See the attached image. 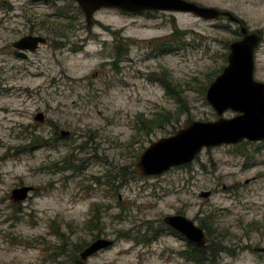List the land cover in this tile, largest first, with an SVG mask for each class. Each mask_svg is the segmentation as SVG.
Segmentation results:
<instances>
[{
    "label": "rangeland",
    "instance_id": "obj_1",
    "mask_svg": "<svg viewBox=\"0 0 264 264\" xmlns=\"http://www.w3.org/2000/svg\"><path fill=\"white\" fill-rule=\"evenodd\" d=\"M194 1L264 32V0ZM30 34L47 41L16 56L13 42ZM242 36L226 17L103 7L88 25L76 0H0V264H187V239L163 220L171 214L211 219L222 245L206 264H264L253 250L264 246V140L134 171L153 141L218 118L206 91ZM21 186L34 190L15 201ZM101 237L114 242L81 260Z\"/></svg>",
    "mask_w": 264,
    "mask_h": 264
},
{
    "label": "water",
    "instance_id": "obj_2",
    "mask_svg": "<svg viewBox=\"0 0 264 264\" xmlns=\"http://www.w3.org/2000/svg\"><path fill=\"white\" fill-rule=\"evenodd\" d=\"M88 25L94 21L95 13L103 7L118 8L124 11L144 10L180 11L194 14L203 19L213 20L227 17L231 22L241 23V18L227 9L207 6L193 0H77ZM241 39L229 43L228 64L216 76L206 91L208 102L215 108L216 120H192L174 134L153 141L139 156L134 171L141 175L161 174L170 168L192 162L203 148L221 144H236L244 140H264V82L256 80L255 49L261 36L258 32H249L241 24ZM47 39L40 35H25L13 43L16 56L27 57L24 51H35ZM237 112L234 117H224L227 110ZM35 119L43 122L45 114L38 112ZM65 134V132H63ZM34 190L32 186H21L12 190L15 201L27 199ZM211 191L202 195L209 196ZM164 222L182 233L186 238L200 246L209 243V237L203 227L183 214H171ZM113 240L105 237L96 239L80 253L82 260L107 248ZM254 251L264 253V246H256Z\"/></svg>",
    "mask_w": 264,
    "mask_h": 264
},
{
    "label": "trees",
    "instance_id": "obj_3",
    "mask_svg": "<svg viewBox=\"0 0 264 264\" xmlns=\"http://www.w3.org/2000/svg\"><path fill=\"white\" fill-rule=\"evenodd\" d=\"M165 82V81H164ZM167 116L161 114L157 118L152 119H146L143 120V124L145 125L146 122L149 124H156L160 125L163 119H165ZM169 117V116H168ZM202 221V227L206 230L207 235L209 236V243L205 246H200L190 240H188L185 236H183L185 239H187L188 245L186 249H183L180 251V254L183 258L186 259V263H192V264H206L207 262H210L214 257L218 255V251L222 245L221 242L215 243V240L219 237L216 235V230L213 228L212 221L209 217L201 219ZM171 230L174 233H178L177 230L172 229ZM180 233V232H179ZM78 263V261H76Z\"/></svg>",
    "mask_w": 264,
    "mask_h": 264
},
{
    "label": "flooded vegetation",
    "instance_id": "obj_4",
    "mask_svg": "<svg viewBox=\"0 0 264 264\" xmlns=\"http://www.w3.org/2000/svg\"><path fill=\"white\" fill-rule=\"evenodd\" d=\"M76 1H77V0H76ZM242 22H243V21H242ZM249 32H258V33L260 34L261 39H260V42H259V44H258V46H260V44L264 41V32L261 31V30H254V31L249 30ZM13 43H14V42H13ZM12 46L14 47V45H12ZM258 46L256 47L255 51L257 50V48H259ZM13 50H14V53H15V52H16V49L13 48ZM28 51H30V50H29V49H26L24 52L27 53ZM255 72H256V58H255L254 77H255ZM255 79L264 82V79H258V78H256V77H255Z\"/></svg>",
    "mask_w": 264,
    "mask_h": 264
}]
</instances>
